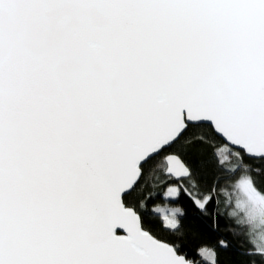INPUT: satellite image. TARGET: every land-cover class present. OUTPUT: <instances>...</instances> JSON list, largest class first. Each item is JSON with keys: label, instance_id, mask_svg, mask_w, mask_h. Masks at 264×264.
Here are the masks:
<instances>
[{"label": "snow or ice", "instance_id": "6c2138e0", "mask_svg": "<svg viewBox=\"0 0 264 264\" xmlns=\"http://www.w3.org/2000/svg\"><path fill=\"white\" fill-rule=\"evenodd\" d=\"M182 142L207 152L205 191ZM246 159L264 162V0H0V264H200L145 227L157 171L166 200L223 195L264 264Z\"/></svg>", "mask_w": 264, "mask_h": 264}, {"label": "trees", "instance_id": "16d2710c", "mask_svg": "<svg viewBox=\"0 0 264 264\" xmlns=\"http://www.w3.org/2000/svg\"><path fill=\"white\" fill-rule=\"evenodd\" d=\"M197 131L207 132L206 129ZM176 147L182 152L184 160L193 170L200 191L207 190L208 186L213 184L215 172L208 163V155L203 150V145L182 142ZM245 162L253 170V176L260 181L261 177L256 170H264V162L247 159ZM234 166H237V161L232 158L228 167ZM160 179V174L157 171L146 174L142 181L144 185L143 195L150 201L146 208L140 209L144 215L146 228H149L158 237L180 243L182 254L187 253L188 259L200 261V264H205V261L198 254V249L201 247L215 249L217 264H251L253 257L246 254L250 247L248 238L239 227H234L235 222L227 217L228 209L224 204L225 197L223 195H217L213 202L208 205L207 212H203L183 193L178 199H164L159 194L162 192ZM149 191L156 192L157 195L149 197ZM219 192L220 189L217 188V193ZM140 195L139 192L134 193L133 199L138 200ZM217 201L220 203L217 204ZM164 205L183 209L184 215L180 220L179 233L171 234L162 231L161 219L163 217L157 211L153 212V209ZM221 239L227 242V248L219 246L218 242Z\"/></svg>", "mask_w": 264, "mask_h": 264}, {"label": "rangeland", "instance_id": "374dc122", "mask_svg": "<svg viewBox=\"0 0 264 264\" xmlns=\"http://www.w3.org/2000/svg\"><path fill=\"white\" fill-rule=\"evenodd\" d=\"M167 200H173V198H168ZM175 207H172V206H160V207H157L155 209H157V212L159 214H161V216L164 218V217H167V218H173V209Z\"/></svg>", "mask_w": 264, "mask_h": 264}]
</instances>
